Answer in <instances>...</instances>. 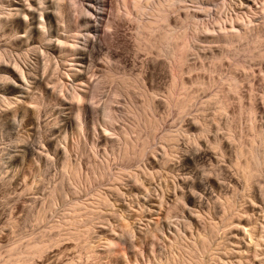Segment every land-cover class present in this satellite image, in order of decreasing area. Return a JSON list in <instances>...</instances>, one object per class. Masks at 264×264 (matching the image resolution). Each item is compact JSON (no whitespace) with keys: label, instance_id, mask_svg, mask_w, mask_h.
Here are the masks:
<instances>
[{"label":"rangeland","instance_id":"374dc122","mask_svg":"<svg viewBox=\"0 0 264 264\" xmlns=\"http://www.w3.org/2000/svg\"><path fill=\"white\" fill-rule=\"evenodd\" d=\"M116 1L99 0L101 46L84 48L83 5L80 15L68 13L62 0L58 15L52 0H0V53L7 55L0 57V264H157L181 251L172 245L180 230L183 258L190 259L189 240L200 245L205 234L210 242L192 249L194 261L264 264V51H257L264 49V0H187L165 22L171 27L159 21L151 29L137 9L126 14ZM197 3L211 9L209 29L193 28L197 21L187 17H207L193 11L201 9ZM172 27L192 44L182 66L188 88L169 105L175 61L164 56L170 47L162 34ZM245 27L253 30L243 39L229 35ZM249 53L257 57L245 61ZM15 62L24 73L19 81ZM232 77L236 91L229 90ZM70 87L83 92L81 104L69 101ZM190 95L184 115L178 103ZM150 96L155 102L147 107ZM169 133L180 139L175 151L163 143ZM132 145L145 154L123 153ZM255 152L263 158L259 175ZM245 158L255 177L248 187L237 169Z\"/></svg>","mask_w":264,"mask_h":264},{"label":"bare ground","instance_id":"6f19581e","mask_svg":"<svg viewBox=\"0 0 264 264\" xmlns=\"http://www.w3.org/2000/svg\"><path fill=\"white\" fill-rule=\"evenodd\" d=\"M38 2H40L41 4H42V0H37ZM52 1H54V10L58 13V15H60V1H62V0H52ZM88 1H91V0H82V1H79V0H66V3H68V13H70V9H72V13H76L77 15H80V13H78V11H76V9H78V7H82V5H83V7H82V11H86V13H87V15L86 16H83V18H82V21L85 23V25H86V34L84 35V38H83V43H82V46L84 47V48H88V47H95V46H101L99 43H98V38H97V34H98V32H99V15H100V10H99V7H98V4H99V0H92L93 2H94V4H92V5H87V4H85L84 2H88ZM120 1V3H121V5L123 6V9H125L124 11H125V13L126 14H129L130 13V11H131V8H135V9H137V11L141 14V16H143L144 17V19H146V20H144V22L143 23H141V24H143V26H144V28H146V29H151V27L154 25V24H156L157 22H159V21H161V22H163V23H165V22H167V21H169L170 20V18L173 16V15H175V13H173L175 10H176V7L177 6H180L181 5V3H183V6H185L186 7V5H185V3H187V0H119ZM197 1H199V0H197ZM116 2H118V0L116 1ZM89 3V2H88ZM6 5V4H5ZM197 5H199V7H201V9H197V7H195V9H193V7H187V9H183V11H191V9H193V11H199V13H207V17H194L195 15L193 14V15H187V17H192L193 18V21H197V25H193V28H197V27H199V25H201V27H207V29H209V21L211 20V17H209V13H211V9H209V7H207V5H201V3H197ZM30 6V5H29ZM183 6H182V8H183ZM117 7V6H116ZM178 8H180V7H178ZM181 8V9H182ZM3 9V8H2ZM122 9V8H121ZM122 9V10H123ZM30 11H35V9L33 8V9H30ZM176 12V11H175ZM181 12V11H180ZM82 13V12H81ZM138 13V14H139ZM173 13V15H171ZM177 13V12H176ZM44 14V13H43ZM140 14H139V17H140ZM178 14H179V12H178ZM40 15H42V11H41V13H38V21H44V17L42 18V16L40 17ZM35 17V16H34ZM39 17H40V19H39ZM174 17V16H173ZM172 17V18H173ZM178 17H181V15H179ZM219 17H221L220 15H219ZM141 18V17H140ZM35 19V18H34ZM142 19V18H141ZM181 19H183V17H181ZM213 19H215V15H213ZM221 19H222V17H221ZM138 21L140 22V19H138ZM193 21H189V23H193ZM217 21H219V19H217ZM141 22H142V20H141ZM171 22H169V23H165V24H170ZM173 23V22H172ZM189 23H185V25H187V27H189ZM140 24V23H139ZM138 24V25H139ZM159 24H160V22H159ZM84 25V24H83ZM108 25V24H107ZM110 25V24H109ZM162 25V24H161ZM161 25H159V26H161ZM155 26V25H154ZM38 27H40V29H42V31H44V33H46V27H44V23H42V25L40 24V25H38ZM164 27V26H163ZM170 27H171V24H170ZM141 28H142V25H141ZM161 28V27H160ZM159 27H158V30L160 29ZM165 28H167V27H165ZM200 28V27H199ZM234 28V27H233ZM82 29V28H81ZM139 29V28H138ZM154 29V28H153ZM152 29V30H153ZM171 29V30H170ZM166 33H164V34H162L163 36H162V39L164 40V44H165V42H167V44H168V47H170V50H168L167 51V53H165L164 54V56H167V58H169L170 60H172V63L174 62V66L173 67H171V71H172V82L170 83L171 85V87L169 88V93H168V97H167V103L170 105V104H175V101H176V97H175V95L176 94H181L182 95V93H183V95H184V93H185V91L184 90H186V83L184 82V80L181 78L182 77V75H183V73H184V69H182L183 67L182 66H184L185 65V63H186V61H187V55L185 54V52L188 50V49H190V44H192V43H190V39L188 40L189 41V43H188V41L186 40V39H184V37L186 36L187 37V35H186V33L184 34V33H180L181 31H183V29H181V31L180 32H177L173 27L172 28H170ZM174 29V30H173ZM177 29H179V27H177ZM141 30V29H140ZM195 30V33L193 32L192 33V35L193 34H197V29H194ZM233 31H229V35H230V33L231 34H233V35H230L231 37H237V38H239V39H243L246 35H248V33L251 31V30H253L252 28H250V27H245V28H242L241 29V31L239 30V29H232ZM143 31H145V30H143ZM151 31V30H150ZM155 31V30H154ZM163 31H164V29H163ZM187 31H189V29H187ZM139 32V31H138ZM146 32V31H145ZM159 32V31H158ZM165 32V31H164ZM184 32V31H183ZM82 33H85V32H82ZM149 33V32H148ZM163 33V32H162ZM150 34V33H149ZM148 34V36H150ZM155 34V33H154ZM159 34V33H158ZM225 34V33H224ZM160 35V34H159ZM256 35V34H255ZM82 37H83V35H81ZM155 36V35H154ZM151 37H152V35H151ZM193 37V36H192ZM229 37V36H228ZM248 37V36H247ZM150 38V37H149ZM157 38V37H156ZM180 38L182 39V41H183V39H184V41H183V43L181 44H179V43H175V41L174 40H180ZM189 38V37H188ZM82 39V38H81ZM145 39V38H144ZM154 39V38H153ZM159 39V38H158ZM140 40V39H139ZM146 40V39H145ZM150 40V39H149ZM149 40H148V42H149ZM160 40H161V38H160ZM174 41V42H172V43H170L171 41ZM185 40L187 41V42H185ZM259 40V39H258ZM155 41H157V40H155ZM193 41V40H192ZM154 42V41H153ZM158 42H159V40H158ZM181 42V41H180ZM227 42H229V41H227ZM232 42V41H231ZM259 42V41H258ZM62 43H64V41H59V45H62ZM155 43V42H154ZM157 43H155V45H156ZM161 44V43H160ZM159 44V45H160ZM167 44H165V46H167ZM170 44V45H169ZM230 44V43H229ZM66 45H70V47L71 48H73L74 47V45H72V43L71 44H68V43H66ZM154 46V45H153ZM153 46H151V47H153ZM164 46V47H165ZM253 46V45H252ZM155 47H157V46H155ZM70 48V49H71ZM180 48H182L183 49V53L181 54V53H179V50H180ZM194 47H191V49H193ZM245 48V47H244ZM252 48V47H251ZM65 49V48H64ZM157 49V48H156ZM161 49V48H160ZM161 50H163V49H161ZM165 50V49H164ZM244 50V49H243ZM67 51V50H66ZM71 51H72V55H74V54H76L78 51H79V49L78 48H74V49H71ZM156 51H159L158 49L156 50ZM190 51V50H189ZM242 51V50H241ZM257 51H259V53H263V51H264V49H263V47H257ZM161 52H163V51H161ZM191 52V51H190ZM193 52V51H192ZM158 53V52H157ZM160 53V52H159ZM229 54V53H228ZM158 55V54H157ZM245 55H247V51H245ZM224 56V55H223ZM0 57H4V59L6 60L7 59V55H6V52H4V55H2V53H0ZM215 57V56H214ZM253 57H257V55H251V53H249V57H243V59H245V61H247V59H251V61H253ZM259 57V56H258ZM169 59H167V60H169ZM261 59V61H262V58H259V60ZM264 59V58H263ZM257 60H258V58H257ZM261 61H259V62H261ZM171 62V61H170ZM263 63V62H262ZM72 65H74V63H72ZM237 65V64H236ZM245 65H251V63H245ZM261 65V64H260ZM239 66H242V64L241 65H239ZM13 67H14V69H16V71H18V69H20V65H18V63H14L13 64ZM246 67V66H245ZM245 69V68H244ZM108 73H110V75H114V73H112V71H108ZM114 77H126V75H114ZM15 78V77H14ZM20 78H22V79H24V73H22V69H20V73H18V75H17V77L15 78L16 79V81L18 80L19 81V79ZM181 79H182V81H181ZM229 80V79H228ZM199 81V80H198ZM22 82V81H21ZM229 82V81H228ZM18 83V82H17ZM200 83H202V82H200ZM230 83V84H229ZM228 84L230 85L229 87L230 88H232V89H229V90H234V91H236L237 90V88H238V80L235 78V77H232V78H230V82H229ZM16 84V83H15ZM23 84V83H22ZM203 84V83H202ZM94 85H98V82L97 83H95ZM94 85H93V87H94ZM124 85V84H123ZM129 86V85H128ZM125 87H127V85L125 86ZM179 87V88H178ZM76 88V89H75ZM74 89H72V87H70V89H72V93H69V95H70V100L69 101H74V102H76V103H79V104H81L80 103V101H84V99L82 98L83 97V92H80V90H78L77 89V87H75ZM123 88V87H122ZM128 88V87H127ZM126 88V89H127ZM177 88H178V90H177ZM188 88V87H187ZM180 89V90H179ZM177 90V91H176ZM179 91V93H177ZM126 92H127V90H126ZM145 93V92H144ZM183 95H182V97H183ZM154 96V95H153ZM177 97H179V96H177ZM188 97V96H187ZM87 98V97H86ZM150 98H151V96H150ZM2 99H4V96H2ZM149 98H147L146 100V102H148L149 100H150V102H148L149 104H147L146 105V103H145V105L148 107V105H150L151 104V102L155 99H153V98H151V99H149ZM192 99V96L190 95V97H188V98H185V99H182L183 101H181V103H178L179 104V106H180V108H181V110L180 109H178V110H180V112H182V114H186V110H187V106L189 105V103H190V101H192L191 100ZM220 100V99H219ZM180 100H178V102H179ZM220 101H222V100H220ZM226 101V100H225ZM153 102H155V101H153ZM152 102V103H153ZM228 101H226V103H227ZM176 103H177V101H176ZM222 103V108H220V111H221V109H222V111H225V109H226V107L227 106H225V104L226 103H224V102H219V104H221ZM78 104V105H79ZM178 104H176V106L178 105ZM228 104V103H227ZM75 105V104H74ZM88 105H90V107H92L93 106V103L91 102V101H88ZM155 105V104H154ZM82 105H80L79 107H81ZM151 106H153V105H151ZM150 106V107H151ZM145 107V106H144ZM175 107V106H174ZM221 107V106H220ZM86 108V107H85ZM153 108V107H152ZM151 108V110H153V109H155L156 107H154L153 109ZM176 108H178V107H176ZM83 109V108H82ZM224 109V110H223ZM144 110H148V109H144ZM78 112H81V110H80V108L77 110ZM155 111V110H154ZM227 111V110H226ZM147 112V111H146ZM150 112V111H149ZM136 113H138V111L136 112ZM145 113V112H144ZM153 113V112H152ZM102 115H104V105L102 106ZM139 114H137V116H138ZM142 115V114H141ZM140 115V116H141ZM147 115V114H146ZM254 115V114H253ZM76 118L77 119H80V113H78V115H76ZM199 119H200V116L198 117ZM152 120V119H151ZM150 120V121H151ZM154 120V119H153ZM206 121V120H205ZM204 121V122H205ZM152 122V121H151ZM150 122V123H151ZM156 122H157V120H156ZM159 122V121H158ZM201 122V121H200ZM203 122V123H204ZM149 123V124H150ZM203 123H201L202 124V126H203ZM254 123V122H253ZM198 124V123H197ZM206 124V123H205ZM208 124V123H207ZM158 125V124H157ZM196 125V124H195ZM154 126V125H153ZM206 126V125H205ZM155 128L154 129H156V125L154 126ZM208 127V126H207ZM255 127V126H254ZM201 128H204V127H201ZM252 128V127H251ZM199 130H201V129H199ZM205 130V129H204ZM253 130V129H252ZM203 131V129L201 130V132ZM208 131H209V129H208ZM232 131V130H231ZM254 131V130H253ZM204 132V131H203ZM260 132V131H259ZM207 133V132H206ZM205 133V134H206ZM229 133V132H228ZM114 134V133H113ZM178 135V134H177ZM256 135H257V137L259 136V134L256 132ZM163 136V135H162ZM230 137V136H229ZM262 137H263V135H262ZM163 139H166V140H163V143L166 141V143H167V146H168V148L171 150V151H175V150H177L178 148H179V141L178 140H180L179 139V137H177L175 134L173 135V134H171V133H169V135L167 136V135H165V137H162ZM178 138V139H177ZM231 138V137H230ZM255 138V137H254ZM259 138V137H258ZM152 139V138H151ZM261 139V138H260ZM118 140H119V143H120V137H118ZM126 140V139H125ZM261 140H263V138L261 139ZM261 140H259V141H261ZM127 141H128V139H127ZM150 141V140H149ZM254 141V140H253ZM258 141V140H257ZM128 142H131V141H128ZM238 142H239V140H238ZM244 142V141H243ZM147 143H150V142H147ZM132 144V143H131ZM146 144V143H145ZM215 144H217V143H215ZM243 144V143H242ZM241 144V145H242ZM129 145V144H128ZM125 146H126V144H125ZM124 146V147H125ZM150 146V145H149ZM220 146V145H219ZM240 146V144L238 145V147ZM243 146V145H242ZM134 147L135 146H127V148H126V150H125V148L123 149L124 151H123V153L126 151V155H128V154H137V153H135V151L137 152L138 150H134ZM148 147V146H147ZM241 147V146H240ZM252 147V146H251ZM254 147V146H253ZM263 147V146H262ZM261 147V148H262ZM144 148H146V147H144ZM241 148H243V147H241ZM240 148V149H241ZM258 148V147H257ZM119 149H120V147H119ZM240 149H237L238 151L240 150ZM250 149V148H249ZM252 149H255V148H252ZM63 150V149H62ZM189 150H191L192 151V149H189ZM257 150V149H256ZM190 151V152H191ZM237 151V152H238ZM243 151H245V150H243V149H241V151H239V154H240V152H241V154H243L244 152ZM249 151V150H248ZM253 151V150H252ZM251 151V152H252ZM259 151V150H258ZM63 152V155H62V157H64V159H69V157H68V151H66V148L62 151ZM138 152H140L139 154H137L138 156L140 155V157L143 155V153L145 152V150H144V152L143 151H138ZM247 152V151H246ZM262 152V151H261ZM248 153V152H247ZM253 153V152H252ZM256 153V152H255ZM254 153V154H255ZM145 154V153H144ZM170 154H172V153H170ZM192 154H194L193 153V151H192ZM238 154V155H239ZM247 155H253V154H247ZM246 155V158L247 159H250V158H248V156ZM260 155H261V153H260ZM125 155H123V157H124ZM133 156V155H132ZM242 156H245L244 154L242 155ZM127 157H129V156H127ZM253 157H254V164L256 165V170L257 171H255V172H257L258 173V171H259V173L260 172H263L262 171V160H263V158H262V160H260V158H259V155H258V153H256L255 154V156L253 155ZM239 158H241V159H239ZM245 158V160H243L244 162H245V164L243 163V164H241L240 162H239V160H242V157L241 156H239L237 159H239V160H237L238 162H239V164H241L240 166L239 165H237L238 163H236V165H237V169L238 170H240L239 168L241 167V170H242V172H243V174L241 173V175H243L244 176V180H245V183H246V181H249V183H250V180L251 179H254V178H252L253 177V172L252 171H254V170H252V165L250 164V162H248V160ZM244 159V158H243ZM250 160H252V159H250ZM242 161V162H243ZM247 161V162H246ZM252 162V161H251ZM64 164V163H63ZM264 164V163H263ZM239 166V167H238ZM254 166V165H253ZM64 167H66V165H64ZM66 170V169H65ZM239 172V171H238ZM241 172V171H240ZM259 173H258V175H259ZM256 174V173H255ZM69 181V183H70V179L68 180ZM179 181L181 182V187H183L182 186V184H184L185 182H184V179L183 178H180L179 179ZM239 181V180H238ZM252 182H251V185H252V183H254L253 182V180H251ZM242 182V181H241ZM244 183V184H245ZM248 183V185L249 186H251L250 184ZM71 184V183H70ZM180 184V183H179ZM72 185V184H71ZM248 185H247V183H246V185L245 186H247L248 187ZM244 186V185H243ZM247 187H245V188H247ZM183 189V188H182ZM177 191V190H176ZM174 192V191H173ZM261 192V191H260ZM60 193H62V196H64L65 194H66V191H64V189H62V191H60ZM60 193H58V195H60ZM176 192H174V194H175ZM179 193V192H178ZM181 193H183V190L181 191ZM180 193V194H181ZM177 194V193H176ZM205 194V193H204ZM182 195V197H183V194H181ZM180 195V196H181ZM197 195H198V193H197ZM261 195H262V193H261ZM177 197L175 198L176 200H177V198L179 197V194H177L176 195ZM185 196V195H184ZM186 197V198H185ZM184 198L185 199H187L188 200V202L191 204V203H193L194 201H195V198H196V196L195 195H193L192 193L189 195V194H187L186 196H185ZM181 198V197H180ZM101 199V198H100ZM183 199V198H182ZM182 199H180V200H182ZM175 200V201H176ZM178 200H179V198H178ZM183 202V201H182ZM187 202V201H186ZM164 203H167V202H164ZM186 204V203H185ZM220 205H221V203H220ZM229 205V204H228ZM188 206V208H189V205H187ZM230 206V205H229ZM233 206V205H232ZM220 207V206H219ZM223 208V207H222ZM222 208H220V209H222ZM229 209H231V206L230 207H228ZM190 209H192L191 207H190ZM188 210V209H187ZM187 210H185V212L187 211ZM187 215V214H186ZM192 214L190 213V214H188V216H189V218L188 219H191L190 221H187V222H189V223H192L191 221L194 219V217H192L191 216ZM193 215H195V213H193ZM186 218V217H185ZM187 219V220H188ZM183 220V219H182ZM228 220V219H227ZM232 220V219H231ZM183 222V221H182ZM187 222H185L184 224H186ZM228 222V221H227ZM231 222V221H230ZM232 222H234V221H232ZM231 222V224H233ZM189 223L188 224H186V226L187 225H189ZM229 223V222H228ZM230 225V224H229ZM183 226V225H182ZM180 232H183V230L181 231H179L178 233L179 234H177V233H175V234H177L176 236H178L177 238H176V236H175V240H177V242L176 243H174V241H172L174 244H172V245H175V246H177L178 247V249H181V251H179V253H178V255H174L173 257H168V258H166V260L165 259H163L164 261H161V259H160V261H159V258H158V262H157V264H186V262L188 263H190V264H201L200 263V261H194V258H192L191 257V253H192V251L194 250L193 248L194 247H196L197 248V246H200V245H202V246H200L201 248L203 247V248H206L207 247V242L209 241V237L207 236L206 237V235L204 234L203 236H204V238H203V236H202V239H201V244L199 245L198 244V242H196V240L195 241H191V240H189V242H192L191 244H189V245H187L186 247H187V249H188V252H189V255H190V259L188 260L187 259V257H184L183 258V238L185 237L186 238V236H184L183 237V235H186L185 233H180ZM210 232V231H209ZM208 232V233H209ZM207 233V232H206ZM164 234V233H163ZM181 234V235H180ZM207 235H210V234H207ZM211 235H212V233H211ZM174 237V235L172 236V238ZM201 238V237H200ZM212 238V237H211ZM211 238H210V240H211ZM173 240V239H172ZM187 240V239H186ZM185 240V241H186ZM188 242V241H187ZM210 242V241H209ZM186 245V244H185ZM208 246H209V244H208ZM200 248V249H201ZM202 248V249H203ZM209 248V247H208ZM207 248V249H208ZM211 248V247H210ZM33 249V248H32ZM41 249V246H36L35 245V247H34V250H36V251H39ZM193 249V250H192ZM198 249V248H197ZM199 250V249H198ZM212 250V249H211ZM206 251V250H205ZM207 251H209L210 252V250H207ZM172 252V251H171ZM220 251H218V253H219ZM211 253V252H210ZM209 253V254H210ZM213 253V252H212ZM225 253V252H224ZM174 254V253H173ZM172 256V255H171ZM219 256V255H218ZM186 258V259H185ZM220 258V257H219ZM221 259V258H220ZM222 259H224V258H222ZM14 260V259H13ZM12 260V261H13ZM187 260V261H186ZM8 262V261H7ZM14 262H17V261H14ZM117 263V262H116ZM7 264H14L13 262H8ZM17 264V263H16ZM254 264V263H253Z\"/></svg>","mask_w":264,"mask_h":264}]
</instances>
